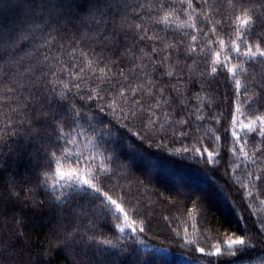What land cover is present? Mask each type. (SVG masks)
I'll return each mask as SVG.
<instances>
[{"label":"trees","instance_id":"1","mask_svg":"<svg viewBox=\"0 0 264 264\" xmlns=\"http://www.w3.org/2000/svg\"><path fill=\"white\" fill-rule=\"evenodd\" d=\"M131 2L135 3V0ZM172 3L175 8L168 11L174 20L168 24H157L152 20L148 21V26L169 42L186 41L196 49L199 70L190 74L191 78L185 76L178 85L191 105L183 112L189 121L187 128L191 135L182 142L178 137L169 136L162 147L156 143L159 136L145 143L133 135L140 131L139 126L125 127V122L119 119V111L105 116L104 124L97 125L101 129L97 133L91 132L88 119L82 116L80 125L85 134L79 136L78 143L67 146L71 158L65 161L60 154V164L54 166L62 170L76 168L82 174L85 169L96 173L101 166L111 169L110 179L97 174L98 186L103 184V191L116 199L136 221L137 229L143 226L144 232L120 234L114 225H122V217L115 220L110 216H99L93 229L97 239H110L117 243V247L93 245L87 255L79 246L63 249L56 239V230L66 217L72 215L75 201L69 208L60 209L54 206L52 195L37 188L41 181L40 171H48L50 183L54 184V168L52 171L38 169L30 166L26 157L13 161L11 156H6L4 168L0 169V188L6 195L19 193L20 200L6 205L4 215L0 216V264H264V223H261L264 221V156L255 151L264 148V138L259 137V129L256 132L244 129V125L254 119L247 102L251 97L246 99L242 90H236L226 72L220 71L214 78L210 74V67L217 66L215 53H220L221 61L226 59V52L235 57L227 46L235 40L236 33L227 23L223 31L216 25V21L222 18L228 22L234 19L231 5L227 0H208L207 4L203 0H193V16L197 29L202 28L206 33L203 35L196 29L178 27L188 20L187 12L192 9H187L180 0H172ZM217 8L220 15L216 14ZM128 11L129 17H134L133 10ZM19 17L20 11L14 0H0V27L8 29ZM202 17L204 23H201ZM209 20L216 25L215 39L208 30ZM183 33L195 34L197 40L191 41L190 36ZM57 38L66 49L75 48L76 55L83 51L87 58H94L93 49L98 51L94 41L83 40L77 44L63 33ZM220 40L224 45L218 43ZM204 41L210 45V52L208 46L201 47ZM204 54L211 56L208 64L201 63ZM61 58L71 66L67 57ZM238 64L234 58L232 65L228 66ZM244 66L249 67L246 63ZM249 70L255 82H264V65H255ZM201 72L206 75L202 77ZM66 82L71 83L70 79ZM176 95L178 100L183 99ZM69 100L74 101L82 112L96 117L97 109L88 112L94 102L85 105L83 100L72 96ZM197 105L201 108L203 120L189 116V111H195ZM181 110L182 106L177 104V117ZM213 116L216 119H210ZM18 123L12 107L0 104V129L7 132L9 126ZM198 125L202 127L197 128ZM231 131L236 132L239 141ZM216 136H219L218 140L214 139ZM6 139L7 144L14 147L15 143H24L20 136L9 135ZM7 144L3 145L5 152L8 151ZM240 145H243V151ZM185 147L187 152L183 150ZM204 147L219 154L213 164L193 158L198 155L194 149L200 148L203 152ZM233 147L237 149L235 153ZM28 150L33 151L34 146L29 145ZM81 153L84 159L74 164L73 159ZM108 156H111L110 160L106 159ZM90 157L95 159L89 164ZM257 176L261 179H256ZM220 188H223L227 201L212 198ZM26 197L44 200L45 204L43 207L32 206ZM220 207H230L228 215ZM79 223L87 227V217ZM121 236L124 238H119ZM240 236L251 242L245 252L236 256H229L226 252L222 256L212 255L216 246L223 250L229 238ZM200 248L205 250L204 253L199 251Z\"/></svg>","mask_w":264,"mask_h":264},{"label":"snow or ice","instance_id":"2","mask_svg":"<svg viewBox=\"0 0 264 264\" xmlns=\"http://www.w3.org/2000/svg\"><path fill=\"white\" fill-rule=\"evenodd\" d=\"M227 2L231 5L234 19L228 22L222 18L216 21V25L223 31L227 23L236 33L235 40L227 46L235 57L226 52V59L221 61L220 53H215L217 66L210 67V74L214 78L218 72H226L235 89L242 90L246 99L251 97L247 102L254 119L244 125V129L247 132L259 129V137L264 138V82H255L249 70L255 65H264V0ZM180 3L192 11L187 12L188 20L178 27L196 29L206 35L202 28L197 29L193 0H180ZM203 3L207 4L208 0H203ZM14 5L20 11L19 19L8 29L0 27V104L12 107L19 123L9 126L7 132L0 129V169L4 168L6 156H11L13 161L26 157L29 165L38 169L52 171L54 168L58 183L51 184L48 171H40L41 181L37 188L46 195H52L54 206L60 209L69 208L73 201L76 203V207L71 209L72 215L66 217L56 230V239L61 247L79 246L85 255L93 245L115 248L117 243L110 239H97L93 232L99 216H110L115 220L122 217L123 224L114 225L120 234L142 233L144 227L137 229L136 221L129 217L121 204L103 191V184L98 186L97 174L110 179L111 169L101 166L96 173L85 169V174L81 175L79 169L64 171L54 166L60 164V154L65 161L71 158L67 146L75 145L79 136L85 134L80 125L82 116L88 119L91 132L97 133L101 131L97 125L104 124V117L119 111V119L125 122V127L139 126L140 131L133 135L145 143L159 136L156 143L162 147L169 136L178 137L181 142L189 137V121L183 112L191 105L178 85L185 76L191 78L199 70L196 49L186 41L169 42L148 26V21L168 24L175 19L168 11L175 8L172 0H135V3L131 0H14ZM129 9L135 13L134 17H129ZM215 11L220 15L218 8ZM201 23H204L203 17ZM208 24V30L215 39L216 25H212L210 20ZM61 33L77 44L83 40L94 41L98 48V51L93 49L94 58H87L83 51L76 55L75 48L66 49L57 38ZM183 35L190 36L191 41L197 40L195 34ZM218 43L224 45L223 40ZM204 46L211 51L207 41L201 45L202 48ZM62 56L71 62L70 67ZM234 58L239 64L228 66L232 65ZM210 60L209 54L201 57V63L208 64ZM245 63L249 67H245ZM200 75L203 77L206 73L201 72ZM69 79L71 83L66 82ZM176 94L183 99L178 100ZM69 96L78 97L85 105L94 102L88 112L97 109L96 117L99 119L82 112L74 101L69 100ZM177 104L182 106L179 117ZM236 110L239 111L238 108ZM189 116L204 119L199 105L195 111H189ZM9 135L20 136L24 143H15V147L7 144ZM231 135L240 140L235 131H231ZM214 139L218 140L219 136ZM4 144H7V152ZM29 145L34 146L33 151L28 150ZM183 150L188 151L186 147ZM240 150L243 151V145H240ZM236 151L233 147L232 152ZM255 151L264 156V148H256ZM194 152L198 154L194 159H203L209 164H213L215 156L219 155L206 147L203 152L200 148ZM244 155L248 158L247 152ZM83 159L81 153L72 162L75 164ZM94 159L90 157L89 164ZM106 159L110 160L111 156ZM255 178L261 179L259 176ZM26 198L35 207L45 204L44 200ZM19 200V193L6 195L0 188V216L4 215L7 204ZM85 217L87 227L79 223ZM250 246L251 242L243 236L229 238L226 247L222 250L216 246L212 255L222 256L226 252L229 256H236ZM199 251L204 253L205 250L200 248Z\"/></svg>","mask_w":264,"mask_h":264},{"label":"rangeland","instance_id":"3","mask_svg":"<svg viewBox=\"0 0 264 264\" xmlns=\"http://www.w3.org/2000/svg\"><path fill=\"white\" fill-rule=\"evenodd\" d=\"M71 170V169H70ZM64 171H68V170H64ZM80 174L81 175H84V174H82L81 172H80ZM55 183H58V177H56V180H55V182H54V184ZM218 194H214V195H212V198H214V199H220V200H222V201H227L228 200V198H227V196H226V194H224V190H223V188H220L219 189V192H217ZM8 205V204H7ZM229 208V209H228ZM220 207V209H221V211L223 212V213H225V214H227L228 215V212H229V210H230V207ZM233 217H235L236 218V214H234L233 215ZM39 223H46L45 221H40ZM35 225H37V224H35ZM64 253H66L65 251H64ZM36 261H39V259H37Z\"/></svg>","mask_w":264,"mask_h":264}]
</instances>
